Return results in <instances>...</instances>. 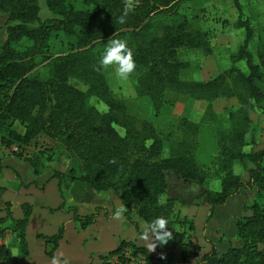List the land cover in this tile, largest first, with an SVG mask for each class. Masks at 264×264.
<instances>
[{
  "label": "trees",
  "instance_id": "trees-1",
  "mask_svg": "<svg viewBox=\"0 0 264 264\" xmlns=\"http://www.w3.org/2000/svg\"><path fill=\"white\" fill-rule=\"evenodd\" d=\"M87 1L89 7L76 8L72 0H44L52 15L40 19L37 0H0V11L6 12L5 36L0 42V143L18 148L39 132L53 138L71 162L62 171H52L58 184L79 179L95 190L107 191L120 199L127 208L126 220L134 225L133 211L143 221L167 218L172 241L178 247L183 246L186 230L190 231L193 225L190 218L178 214L176 197L160 199L168 186L166 173L174 171L184 181L201 184L207 177L216 176L218 189L206 188L202 192L211 206L223 203L240 189L254 187L253 199L242 204V213L235 219V235L240 244L228 245L219 253L212 245L199 256L197 264H264V146L241 149L250 122L248 110L264 109V48L256 49L254 61L247 49L251 37L248 21L237 18L235 24L243 27L244 35L230 55L232 62L243 59L247 71L232 63L206 79H184L179 72L187 61L177 56V48L199 47L206 52L209 48L204 33L177 13L179 0H139L123 24L119 22L123 0ZM166 11L176 13L179 19L152 22L151 17ZM57 30L73 36V45L66 52L50 54L46 51L48 38ZM107 37L127 40L137 65L135 93L146 96L156 110L168 90L204 101L202 118L212 116L213 98H235L236 107L228 111L229 126L216 129L218 153L212 170L195 159L197 121L180 116L176 123L179 134L171 138L149 120H136L127 112L124 101L111 95L103 71L95 70L103 53L100 42ZM22 40L28 43L17 47L15 44ZM36 57L46 65L43 78L29 73L37 63ZM70 78L84 88L70 83ZM89 96L99 99L105 109H97L89 102ZM15 121L22 125V131L13 126ZM165 142L167 150L163 154ZM15 152L30 163L35 173L51 157L44 149L29 155L19 149ZM112 160L116 163H110ZM234 161L240 163L246 177L234 171ZM100 208L96 206L85 214L72 208V217L88 223ZM27 213L25 205L23 216L9 222L20 255L27 252L23 238ZM3 228L0 226V233ZM61 230L60 225L55 233L41 234L48 256L54 255ZM124 246L142 252L149 263L158 264L157 257L145 247L123 239L100 255L102 262L119 256ZM0 259L9 263L8 245L0 246ZM178 264H187L183 250Z\"/></svg>",
  "mask_w": 264,
  "mask_h": 264
},
{
  "label": "crops",
  "instance_id": "crops-1",
  "mask_svg": "<svg viewBox=\"0 0 264 264\" xmlns=\"http://www.w3.org/2000/svg\"><path fill=\"white\" fill-rule=\"evenodd\" d=\"M12 146L0 143V226L10 238L9 264H52L53 257L61 253L70 264H109L113 261L112 256L102 262L100 255L114 248L122 239L145 247L149 254L157 257L158 264H178L182 250L187 264H197L199 256L212 245L219 253L228 245L240 244L235 235V219L242 213V204L251 199L249 189H240L238 193L230 194L223 203L211 206L202 193L206 189L204 184L190 179L184 181L173 172L166 173L168 186L160 199L176 197L179 201L176 210L190 218L193 227L190 231L186 230L182 247L170 239L166 245L158 244L155 251L150 252L140 239L141 228L136 219L140 215L137 212H131L135 225L126 218H111L115 209L122 206L118 197L105 190H95L79 179L63 180L58 184L57 178L51 175L52 171L64 170L65 164L59 165L53 160H48L35 173L30 163L16 154ZM25 205L28 206V213L23 238L27 252L15 256L12 249L16 241L15 231L9 222L23 216ZM96 206L101 208L88 223H80L72 217V208L78 214H85L94 211ZM60 225L62 230L53 250L54 255L48 256L41 234L55 233ZM174 227L181 229L178 224Z\"/></svg>",
  "mask_w": 264,
  "mask_h": 264
},
{
  "label": "rangeland",
  "instance_id": "rangeland-1",
  "mask_svg": "<svg viewBox=\"0 0 264 264\" xmlns=\"http://www.w3.org/2000/svg\"><path fill=\"white\" fill-rule=\"evenodd\" d=\"M37 3L39 7L38 17L40 19L52 15L44 0H37ZM72 3L76 8L90 6L87 0H72ZM177 13L184 16L191 27L198 28L204 33L209 48L207 52L199 47L189 48L181 46L177 48V56L187 61V66L179 72L181 78L206 79L232 63L243 71H247L243 59L232 62L230 58L231 53L236 49L244 35L243 27L235 24L238 17L246 19L251 28V37L247 42V49L254 61L257 60L256 49L258 47L264 48V0H179ZM151 19L152 22H173L178 20L179 16L172 11H166L163 14H155ZM5 23L6 12L0 11V42L5 36ZM108 40L109 37L102 39L100 42L103 51ZM27 43L28 41L22 40L15 45L24 47ZM72 45L73 36L57 30L50 33L46 51L50 54L66 52ZM36 60V65L29 73L43 78L47 73L46 65L39 57H36ZM102 71L111 95L122 99L127 112L136 120H149L157 130L168 132L171 138H176L179 134L176 123L180 116L197 121L198 142L194 151L195 159L200 165L208 166V169L212 170V161L218 153L216 129L229 126L228 111L237 105L233 96L213 98L210 101L212 116L202 118L201 115L205 106L204 101L168 90L163 96L159 109L156 110L146 96H139L135 93L134 85L137 70L126 81L119 79L115 75L114 67L102 69ZM69 82L77 87L84 88V85L74 78H70ZM88 100L97 109H105L104 104L95 96H89ZM248 115L250 122L245 134V142L241 146L244 151L264 146V109L254 107L248 110ZM13 126L16 130L22 131V125L16 121ZM117 129L120 132L122 131L118 127ZM16 149H19L22 154L28 155L44 149L46 153L51 154L50 160L57 162L59 165L65 164L66 166L69 161V156L65 149L57 145L56 140L41 132L19 145L18 148L16 147ZM166 150L165 142L162 153L165 154ZM44 162L46 163V161ZM247 164L250 165V163ZM232 167L236 173L246 177V172L240 166V163L234 161ZM172 172L175 173L174 171ZM167 178L170 179V176H167ZM204 187L211 190L218 189L219 179L214 175L207 177ZM249 190L251 199H253L254 187ZM178 203L179 201L176 200L175 208ZM13 247L15 256H19L16 245Z\"/></svg>",
  "mask_w": 264,
  "mask_h": 264
},
{
  "label": "clouds",
  "instance_id": "clouds-1",
  "mask_svg": "<svg viewBox=\"0 0 264 264\" xmlns=\"http://www.w3.org/2000/svg\"><path fill=\"white\" fill-rule=\"evenodd\" d=\"M136 2L137 0H125L123 12L119 17L120 23L126 22V18L134 10ZM112 67H114L115 75L123 81L128 80L131 74L135 72L137 65L134 59V51L129 47L127 40L110 38L95 70L100 71ZM67 163L70 164L71 162L68 161ZM110 163H116V161L112 160ZM126 211L127 208L124 206L116 208L111 218L113 220H123ZM136 219L141 228L140 239L146 243L150 252L155 251L158 244L166 245L172 239L173 233L169 230L167 218L157 217L150 222L143 221L139 216ZM62 257L63 253L54 256L52 264H70L68 259Z\"/></svg>",
  "mask_w": 264,
  "mask_h": 264
},
{
  "label": "built area",
  "instance_id": "built-area-1",
  "mask_svg": "<svg viewBox=\"0 0 264 264\" xmlns=\"http://www.w3.org/2000/svg\"><path fill=\"white\" fill-rule=\"evenodd\" d=\"M125 2V0H123ZM139 1L137 0L136 4ZM13 149H16V146H12ZM9 234L7 232L0 233V246H7L9 242ZM112 259L115 264H151L146 260L145 255L140 251H131V248L124 246L119 256H112ZM0 264H9L6 261L0 259Z\"/></svg>",
  "mask_w": 264,
  "mask_h": 264
}]
</instances>
